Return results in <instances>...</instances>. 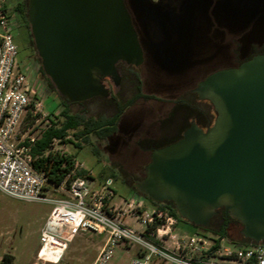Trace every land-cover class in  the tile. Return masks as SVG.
Listing matches in <instances>:
<instances>
[{
    "label": "rangeland",
    "instance_id": "1",
    "mask_svg": "<svg viewBox=\"0 0 264 264\" xmlns=\"http://www.w3.org/2000/svg\"><path fill=\"white\" fill-rule=\"evenodd\" d=\"M19 2L26 0H4L10 16L14 20L18 18L21 24V17L13 9ZM127 2L147 53L148 64L142 67H151L153 71L144 73L143 68L134 66L124 68L120 72L124 75L122 83L107 84L119 101L125 103L134 99L125 110L120 133L110 139L100 138L92 133L85 140L75 136L78 129H70L66 139L57 145L66 153L73 154L95 182L109 184L115 191L113 203L117 204L135 195V184L144 177V165L150 161L147 146L162 145V142L169 141H162L157 136L174 126L165 123L168 110L173 104L178 106L184 102L170 101L175 97L174 93L181 88L180 94L191 100L190 88L212 71L233 65L239 44L246 49L256 41L252 37L251 29L260 15L264 16V0ZM12 32L18 46V59L29 61L35 54V49L28 27L18 25ZM150 60L154 62L152 66ZM40 62L38 55L33 57L31 68L38 88L36 94L39 95L43 110L53 114L54 121L60 124L64 120L61 115L62 98L48 85L40 71ZM138 76L140 80L144 79L143 93L153 97L135 98L138 92ZM157 83L161 86H157ZM201 106L209 108L207 102H201ZM69 108L72 113H82L86 117L94 118L112 116L117 112V105L109 96H95L84 103L71 104ZM32 121L30 117L25 118L22 129ZM40 124L46 125L44 119H41ZM79 129H83V126ZM143 199L147 208L156 207L146 197L143 196ZM52 207L48 202L21 200L0 192V264H92L105 235L88 231H82L73 238L60 262L53 263L38 258L41 230ZM125 220L140 228L133 217L127 216ZM219 223L220 217L215 218L213 229L218 228ZM232 226L230 234L233 239H241L243 226L239 223ZM196 231L201 232L190 221L180 219L172 234L182 236ZM176 238L168 237L169 245H173ZM223 244L236 248V245L228 244L226 238ZM138 249L139 245L136 243L121 242L114 248L113 257L107 264H131ZM5 254L12 255V261L3 262ZM155 259L160 258L156 256Z\"/></svg>",
    "mask_w": 264,
    "mask_h": 264
},
{
    "label": "water",
    "instance_id": "2",
    "mask_svg": "<svg viewBox=\"0 0 264 264\" xmlns=\"http://www.w3.org/2000/svg\"><path fill=\"white\" fill-rule=\"evenodd\" d=\"M28 22L44 73L61 96L80 102L111 94L119 62L139 66L144 51L125 0H29ZM213 104L207 129L156 147L137 180L153 201L173 200L182 218L209 226L220 208L242 234L264 240V53L206 76L194 89Z\"/></svg>",
    "mask_w": 264,
    "mask_h": 264
},
{
    "label": "built area",
    "instance_id": "3",
    "mask_svg": "<svg viewBox=\"0 0 264 264\" xmlns=\"http://www.w3.org/2000/svg\"><path fill=\"white\" fill-rule=\"evenodd\" d=\"M12 21L4 0H0V192L53 205L41 230V247L50 239H58L65 248L52 261L55 255L50 251L40 257V247L39 259L60 262L73 238L88 231L105 235L92 264H107L121 242L139 245L131 264H264L263 241L232 248L223 244V238L214 249L216 241L207 235H173L177 218L165 209L147 208L137 193L121 204L113 203L114 189L95 182L75 158L62 182H52L46 169L36 166L35 160L42 155L34 149L52 126L53 114L43 110L28 73L20 66ZM27 117L33 121L22 129ZM41 119L46 125L40 124ZM61 141L53 138L44 155L51 151L68 154L57 147ZM63 167H68L67 163ZM127 216L133 217L140 229L129 224ZM168 237H177L173 245H169Z\"/></svg>",
    "mask_w": 264,
    "mask_h": 264
},
{
    "label": "trees",
    "instance_id": "4",
    "mask_svg": "<svg viewBox=\"0 0 264 264\" xmlns=\"http://www.w3.org/2000/svg\"><path fill=\"white\" fill-rule=\"evenodd\" d=\"M126 6L129 9L133 23L138 31L139 34V39L140 43L144 49L145 57H146V49L145 46L142 42V37L139 32V29L137 27V24L134 20V16L132 14L131 8L128 5L127 0H125ZM28 8H29V0H26V2H19L15 6L14 10L18 11L20 16L24 18L27 27L30 30V25L28 22ZM258 22L253 25L252 34L253 38L256 40L253 42V45H251L250 48H246L242 46V44H239V50L236 51V62L231 65V66H224V67H234L239 65L241 62L251 58L253 55L258 54V53H264V16L260 15L258 18ZM252 27V26H251ZM30 33V32H29ZM30 36L31 33H30ZM250 41V40H249ZM147 58V57H146ZM41 61V60H40ZM223 68V67H222ZM220 69V68H218ZM40 71L44 75L45 79H47L48 85L50 88L57 92L54 84L50 80V78L44 73V70L42 68V65L40 64ZM215 71V70H214ZM139 77V76H138ZM139 79V84L137 86L138 92L135 95V98L139 97H149L153 95H148L144 94L141 90V80L140 77ZM59 94V93H58ZM59 96L62 98V111L61 115L64 117V120L58 124V122L53 120L52 126H50L45 132L42 138L37 142L36 147L34 149V152L37 154H41L42 156L38 157L35 160V164L37 167L44 168L48 172V177L49 179L56 183L59 184L62 182V180L65 177L66 171L73 165L74 163V158L75 156L73 154H61L60 152H49L47 155H44V152L48 150V148L51 145V142L53 138H62V140H65V137L68 135V131L70 129H78L77 132H75V136L77 137H83L85 140H87L89 134H96L100 138H106L110 139L113 137L115 131L117 130V125L119 123L120 118L124 115L126 108L131 105L134 102V99L127 101L125 103L121 102L116 98L115 94H112L111 97L115 101L117 105V112L112 115V116H102V117H86L82 113H72L69 105L74 104V103H84L87 100L80 101V102H71L67 97ZM97 97V96H96ZM95 98V97H93ZM184 101L183 104L181 105H186L187 102L185 100H180ZM81 126H83V129H79ZM155 146H159L157 144H154ZM64 163H67L68 167H63ZM145 176V173H144ZM134 191L137 194H141L136 186L134 187ZM142 195V194H141ZM146 197L149 201H151L154 205H156L157 208L159 209H165L168 211L169 214L173 215L176 217L178 220L184 219L182 216L179 214L175 202L173 200H165L163 202H156L153 201L151 198L143 195ZM220 217V223L218 228L213 229V223L214 219ZM187 220V219H186ZM234 223H239L242 225V223L232 217L229 213L225 211L224 208H220L216 215L212 218L211 224L209 226H202V225H196L192 223L193 225L196 226L197 229H199L201 232L196 231V233H200L202 235H207L213 239H215L216 244L214 246L215 248H218L221 244V239L226 238L228 244L230 245H236V248H239L241 246L247 245L250 242H253V240L244 237L243 234H241V239L236 240L231 237L230 239L227 238V234H229L228 230L230 228V224L234 225ZM243 226V225H242ZM206 231V232H204ZM212 232V233H209ZM212 235V236H211ZM264 241V240H263ZM3 262H10L12 261V255L10 254H5L2 258Z\"/></svg>",
    "mask_w": 264,
    "mask_h": 264
},
{
    "label": "flooded vegetation",
    "instance_id": "5",
    "mask_svg": "<svg viewBox=\"0 0 264 264\" xmlns=\"http://www.w3.org/2000/svg\"><path fill=\"white\" fill-rule=\"evenodd\" d=\"M16 5L17 4H15L13 6V9L15 8ZM15 13H17V15L20 16V14H19L18 11L15 10ZM21 19H22V23L21 24H19L20 23V20L18 18H17V20H14L13 19V21H12V31L18 25H24V27L27 28V24H26L24 18L21 17ZM29 32L31 33V30H29ZM30 39H31V43H32V45H33V47L35 49V54L33 55V57H34V56H37L38 54H36L37 51H36V48H35V45H34L33 37L30 36ZM143 51H144V49H143ZM33 57L29 61H27V62H23V61H21L19 59L18 60H19L20 66L28 73L29 79H30V82H31V85L33 86V89L37 92V89H38L36 87V84L37 83H35L34 77H32V73L33 72H32L31 65H32V59H33ZM146 60H147V58L145 57V53H144V61H143V63L141 65L134 66V65H128V64H126L124 62H119L117 64V67H118V69H119L120 72L124 68H130V67H133V66L134 67H141V68H143L142 66L144 64L145 65L148 64ZM150 63H151V66H152V64H154V62L152 60H150ZM40 64H41V62H40ZM39 68H40V66H39ZM226 68H229V67H226ZM152 69L153 68H151V67H149L147 69L146 68L145 69L143 68V72L144 73H146V72H152L153 71ZM212 72H214V71H212ZM120 74H121V82L120 83H122V81L124 79V75L122 73H120ZM208 75H206V76H208ZM206 76L203 79H205ZM104 82H105V84L107 86V84H111L113 81L111 80V78L107 77V78L104 79ZM198 84H196L194 87H192V88L189 89V91L192 93V99L191 100H188L187 98L184 97V95H181L180 94L179 91L181 90V88H178L177 93H174L175 97H173L170 101H173V100L180 101V98H181V100L187 101V104L186 105H183V106L182 105L176 106L175 104H173V106L170 108V110H168L167 115H165L166 118H164L165 123L172 124L174 126H170L167 129V132H161L160 136H157V138L162 139V141H164V140H169V141H167L165 143L162 142L163 144L162 145L160 144L159 146H155V145H152V144L149 145V146H147L146 149L150 153V160H151V155H152V151H153L154 148H156V147H162V146H165L166 144H170L172 142H175V141L179 140L183 136V133L185 132V130L190 127L192 121H195L199 126H201L204 129H207V127L209 125L213 124V122L215 120V117H216V113H215L213 104L208 99H200L199 98L198 93L194 91V89L197 87ZM156 85L157 86H161L158 83ZM107 87L110 89L109 86H107ZM143 88H144V79H141V90H142V92H144ZM111 95H112V92H111V94H110L109 97H111ZM201 102H207L208 105H209V108L208 109L207 108H203L201 106ZM180 109L181 110H184V111L182 112ZM123 118H124L123 116L120 118L119 123L117 125V130L115 131L114 135L120 133V131L122 129L121 121L123 120ZM148 163H146L144 166H146ZM144 171H145V168H144ZM230 228H233L232 224H230ZM230 228L228 230L229 234H227V238L228 239H230L232 237V235L230 234Z\"/></svg>",
    "mask_w": 264,
    "mask_h": 264
},
{
    "label": "bare ground",
    "instance_id": "6",
    "mask_svg": "<svg viewBox=\"0 0 264 264\" xmlns=\"http://www.w3.org/2000/svg\"><path fill=\"white\" fill-rule=\"evenodd\" d=\"M65 248V244L63 241L58 240V239H50L45 245L41 247V253L40 257H46V254L52 253L55 255V258L52 259V261L56 260V257H58Z\"/></svg>",
    "mask_w": 264,
    "mask_h": 264
},
{
    "label": "crops",
    "instance_id": "7",
    "mask_svg": "<svg viewBox=\"0 0 264 264\" xmlns=\"http://www.w3.org/2000/svg\"><path fill=\"white\" fill-rule=\"evenodd\" d=\"M133 194H136L135 191L133 192ZM138 195L143 197V195H141V194H138ZM144 201H145V200H144ZM155 208H157V207H155ZM178 223H179V220L177 219V224H178ZM177 224H176V225H177ZM176 225H175V226H176ZM175 226H174V227H175ZM133 227H135V228H137V229L139 228V227H137L136 225H134ZM139 229H140V228H139ZM103 243H104V242H103ZM102 245H103V244H102ZM102 245H101V246H102ZM100 248H101V247H100ZM100 248H99V249H100ZM98 251H99V250H98ZM94 259H95V258H94ZM92 262H93V261H92Z\"/></svg>",
    "mask_w": 264,
    "mask_h": 264
}]
</instances>
